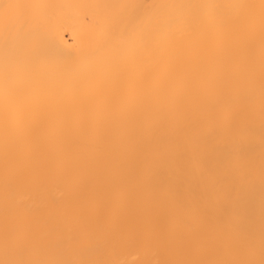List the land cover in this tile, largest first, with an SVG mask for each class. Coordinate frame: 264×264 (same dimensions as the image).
<instances>
[{
  "label": "bare ground",
  "instance_id": "obj_1",
  "mask_svg": "<svg viewBox=\"0 0 264 264\" xmlns=\"http://www.w3.org/2000/svg\"><path fill=\"white\" fill-rule=\"evenodd\" d=\"M0 264H264V0H0Z\"/></svg>",
  "mask_w": 264,
  "mask_h": 264
}]
</instances>
